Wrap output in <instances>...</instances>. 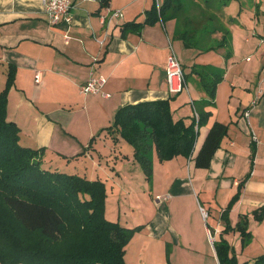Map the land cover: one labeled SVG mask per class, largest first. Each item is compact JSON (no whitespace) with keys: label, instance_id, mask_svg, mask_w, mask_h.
<instances>
[{"label":"crops","instance_id":"0c3cea01","mask_svg":"<svg viewBox=\"0 0 264 264\" xmlns=\"http://www.w3.org/2000/svg\"><path fill=\"white\" fill-rule=\"evenodd\" d=\"M71 2L70 24H51L42 0H0V91L12 71L7 117L20 129V144L44 147L43 163H83L85 178L104 182L106 219L140 227L124 247L126 264H205L206 256L220 264L213 241L221 234L237 261L251 264L264 252V216L254 217L264 205V0H182L177 17L125 30L161 0ZM115 10L122 15L113 16ZM170 50L186 76L176 95L169 94L165 75ZM201 66L222 70V79L213 104L204 106L209 114L192 155L160 162L153 152L148 191H132L125 178L139 166L132 146L108 128L116 111L170 98L173 118L189 124L195 108L209 100L192 71ZM91 74L105 82L99 93L83 94L80 86ZM215 121L227 132L209 167L197 168L194 156ZM247 174L227 213L233 229L224 232L222 211ZM242 220L251 234L245 246L235 229ZM207 225L213 241L206 255Z\"/></svg>","mask_w":264,"mask_h":264},{"label":"trees","instance_id":"16d2710c","mask_svg":"<svg viewBox=\"0 0 264 264\" xmlns=\"http://www.w3.org/2000/svg\"><path fill=\"white\" fill-rule=\"evenodd\" d=\"M182 6V0L154 2L143 22L125 23L123 29L175 18ZM192 71L199 75L202 88L209 97L202 107L195 108L197 119L193 117L189 124L182 118L174 119L170 98H167L124 105L116 111L108 127L116 130L133 147V158L148 182L152 175L153 152L160 162L176 155L187 158L192 155L198 128L209 114L204 111V106L213 104L222 70L201 66L199 70L192 67ZM12 81L10 71L5 87L0 91V264H126L124 247L140 227L125 228L106 219V189L101 180L46 169L42 166L44 147L20 144V129L7 117V92ZM226 132V124L213 122L194 156L195 167H209ZM94 140L95 136L88 147ZM253 157L254 149L251 161ZM248 176L237 185V191L222 211L221 219L226 223L224 232L233 229L227 213L239 198ZM263 216L264 205L254 211L257 220ZM208 228L213 236V230ZM235 229L245 246L251 236L246 221H239ZM219 238L213 245L220 264H248L239 263L222 234ZM251 264H264V252L254 257Z\"/></svg>","mask_w":264,"mask_h":264},{"label":"built area","instance_id":"2783aa9c","mask_svg":"<svg viewBox=\"0 0 264 264\" xmlns=\"http://www.w3.org/2000/svg\"><path fill=\"white\" fill-rule=\"evenodd\" d=\"M42 4L43 10L47 14L48 20L51 24H57L60 22L70 24L72 19L71 10L73 7L71 0H42ZM121 15L122 14L120 10H115L113 13V16ZM66 39H68V36H66ZM165 75L167 89L170 95H176L186 88V80L182 64L173 50H170L166 58ZM35 78L37 80L38 75H36ZM104 82V77H95L91 74L88 79L80 86V92L83 94H97L101 91L100 89ZM246 115H248V113H246ZM194 117L195 119L198 117L196 112L194 113ZM156 198L159 199L160 197L157 196ZM200 211L202 217L206 218L207 212L202 208H200ZM211 236L212 235H209V239L212 242L213 239Z\"/></svg>","mask_w":264,"mask_h":264},{"label":"rangeland","instance_id":"374dc122","mask_svg":"<svg viewBox=\"0 0 264 264\" xmlns=\"http://www.w3.org/2000/svg\"><path fill=\"white\" fill-rule=\"evenodd\" d=\"M126 145H127V147H129L131 149L130 145H128V144H126ZM136 163L139 166L138 167L139 173L132 171V173H130L128 175V177L125 178L126 186L129 189H131L132 191H148L147 184H146V177H145V175H143V173H142L143 171L141 172L142 169L140 170L141 167H140L139 163L138 162H136ZM42 165L48 169L59 170L61 172H65V173H69V174H77V175L85 177L84 173H83V166H84L83 163L75 164L73 162H70V163L52 162V163L48 164V163L42 162ZM128 188H127V190H129ZM207 249H208V251H207ZM207 249H206V251H207L206 255H207V253L209 254V252H211L209 238H208ZM209 257L210 256H206L207 261L205 262V264H216L215 262H212V260ZM19 264H21V263H19Z\"/></svg>","mask_w":264,"mask_h":264}]
</instances>
